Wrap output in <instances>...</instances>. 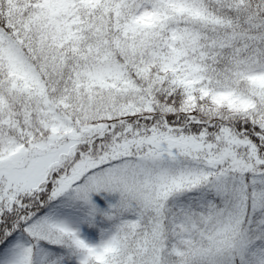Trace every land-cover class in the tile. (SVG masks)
<instances>
[{"label": "clouds", "instance_id": "clouds-1", "mask_svg": "<svg viewBox=\"0 0 264 264\" xmlns=\"http://www.w3.org/2000/svg\"><path fill=\"white\" fill-rule=\"evenodd\" d=\"M173 2L0 3L5 14L12 8H24V14L15 17L16 27L9 28L5 22L0 29V95L23 101L19 114L27 109L35 113L37 123H47V127L40 124L36 128L37 139L53 135L51 127L59 129L55 136L64 149L56 160L61 164L94 171L96 167L143 163L141 157H147L149 145L140 141L152 140L156 136L153 128L166 135L170 111L178 119L182 115L204 125L235 129L249 114L264 110L261 95L248 83V77L264 75V33L259 41L237 39L247 30L239 24L236 0H202L196 5L202 19L175 11ZM239 7L247 11L251 5L239 0ZM228 94L246 99L252 107L245 110L214 102ZM170 97H178L179 104L176 100L167 104ZM65 129L72 132L65 134ZM83 129L90 132L81 135ZM126 143L127 156L121 147ZM116 152L120 155L114 156ZM158 174L154 170L152 179L138 176V198L118 191L119 199L128 200L130 207L116 220L101 217L102 239L119 237L117 255L133 234H147L150 227L154 231L148 234L146 255L154 256L151 245L163 247L166 242L171 264H228L229 257L240 254L241 240L250 246H264V239L257 235L259 222L249 212L245 214L240 200L217 203L206 185L196 192L173 191L165 196L155 185ZM177 200L182 207L173 212Z\"/></svg>", "mask_w": 264, "mask_h": 264}, {"label": "snow or ice", "instance_id": "snow-or-ice-1", "mask_svg": "<svg viewBox=\"0 0 264 264\" xmlns=\"http://www.w3.org/2000/svg\"><path fill=\"white\" fill-rule=\"evenodd\" d=\"M192 7L195 5L188 6ZM187 10L180 8L181 12ZM260 79L264 81V76ZM260 95L264 103V92ZM224 98L216 97L214 102L220 104ZM175 99L170 97L169 102ZM174 119L175 113L170 111L166 135L153 128L156 136L140 141L141 145L145 142L149 145L147 157H141L143 163L85 171L86 166L74 168L56 160L64 149L55 136L57 127H51L53 135L37 139L36 128L40 124L47 127L45 121L37 123L28 111L19 114L11 106L7 110L0 106V264H93L87 255L92 248L119 247L118 235L108 241L101 239L99 244L89 243V237H96L97 232L101 237L104 235L101 217L116 220L130 207L128 200H115L103 193L126 191L130 198H138V176L152 179L154 170L159 172L154 178L155 185L165 196L173 191L196 192L206 185L223 203L238 199L247 214L251 199L253 216L257 209L264 214V110L246 116L239 131L184 117L185 128L178 120L172 123ZM212 129L216 131L209 136ZM71 132L65 129V134ZM89 132L83 129L80 134ZM187 132L191 135H185ZM132 135L135 137V133ZM236 141L244 142L247 163L241 164L237 159L240 151L233 146ZM136 142L134 138L132 144ZM121 147L127 153V143ZM76 156L81 158L80 153ZM57 201L58 208L77 215L80 224L94 230L85 234L80 227L50 216L37 222V212L47 210ZM259 224L257 235L264 239V217ZM18 237H26L27 241L17 243ZM41 240L65 249L66 254L38 255L34 249L40 248ZM241 264H264V246L246 244L241 251Z\"/></svg>", "mask_w": 264, "mask_h": 264}, {"label": "rangeland", "instance_id": "rangeland-1", "mask_svg": "<svg viewBox=\"0 0 264 264\" xmlns=\"http://www.w3.org/2000/svg\"><path fill=\"white\" fill-rule=\"evenodd\" d=\"M201 0H175V2L172 3V8L175 11L181 12L180 8H186L188 9L187 13H190L194 18L202 19V11L199 7L196 5L200 4ZM194 4L195 7L188 8L189 5ZM183 13V12H181ZM242 36L243 33H240ZM253 39V37H252ZM261 76L264 75H256V76H250L248 77V83L250 85V89L255 92L256 95H260L262 92H264V81L260 79ZM225 98L222 99L221 103H228L229 106H239L242 109H247L249 107H252V105L244 98L235 96L234 94H228V95H221ZM177 105L179 104V98L175 97ZM161 103H165V98L163 96L160 97ZM23 101L17 103L13 100H6L3 95H0V106H3L5 110L9 108V106L12 107L13 111H20L23 107ZM167 104H172L169 102V98L166 102ZM25 111V109H24ZM32 115H35V113L29 112ZM184 121V117L182 115L179 116V119L177 118V114H175V119L172 120V123H175L176 121ZM244 121L238 122L235 125L236 131L240 130V127L243 126ZM239 125V127H237ZM214 131V129H212ZM234 148L238 149L240 151V156L237 157L238 160H240L241 164L247 163V157L245 156L243 152L244 148V142L243 141H236L234 143ZM125 155H130V153H125ZM95 166V165H93ZM184 167H188V165H184ZM88 169L86 168L85 171ZM173 171H176L174 168ZM103 195L111 196L113 199L118 200L119 199V193H103ZM215 201L217 203H223L221 199L214 194ZM65 199H68V197H65ZM60 202H54L53 205H51L47 210L45 211H38L37 215L35 217L36 221L39 222L42 218H45L46 216L53 217L58 220H63L69 223L72 227H80L82 232H91L94 229L92 227H89L87 225L80 224L77 215H69L65 210H61L57 207ZM250 210L249 213L254 218L255 222H259V220L264 217V214H262L259 209L256 211V216L254 217L251 211V199L249 200ZM182 207L179 200L173 203L172 205V211L178 212L180 208ZM169 219H174V217L169 216ZM166 222V221H165ZM249 223H252L253 221H248ZM145 224L149 223L148 218L144 221ZM152 225H156L157 221L153 220ZM154 229L150 227L148 229V233L141 232L140 236L137 237L135 234H133L131 242L127 244L125 249L123 250L122 254L117 255V248L112 249L111 246H102L99 250L96 248H92L90 251H88V255L91 257V260L94 262V264H171V259L168 256V253L166 251L167 244L165 242V246L158 247L155 244L151 245L152 251L154 252V256H147L146 250L149 247V241H148V234H152ZM156 236H159V232H155ZM91 241L89 243L99 244L102 237L97 232L96 237H89ZM125 240H128V237L124 238ZM96 240V241H95ZM27 241L26 237H18L17 243L25 242ZM40 248L34 249V251L37 252L39 255L41 252H48V253H56V254H66L65 249H62L58 246L52 245L50 243L45 242L44 240L39 241ZM246 241L241 240L240 241V254L235 255L233 254L232 257H229L228 264H235V260L241 264V251L243 247L246 245ZM143 250V254H142Z\"/></svg>", "mask_w": 264, "mask_h": 264}, {"label": "trees", "instance_id": "trees-1", "mask_svg": "<svg viewBox=\"0 0 264 264\" xmlns=\"http://www.w3.org/2000/svg\"><path fill=\"white\" fill-rule=\"evenodd\" d=\"M202 1V0H201ZM4 0H0V3H3ZM9 4H20L24 5L26 0H7ZM203 2L215 3V0H203ZM247 3L251 5L247 11H244L243 8L239 7V0H236L237 12L239 15V24L243 29H246V32H241L243 35L237 37L238 40L248 43L250 39H255L259 41L260 35L264 33V11H261V7H264V0H247ZM24 14V8H12L6 14L0 11V29L4 27L5 22H7L9 28H14L17 26L15 17L22 16ZM199 19V18H198ZM22 22V20H21ZM237 47H240V44H237ZM21 102V101H20ZM27 111V109H25ZM34 117L35 115H32ZM22 119V118H21ZM180 124H183L184 121H179ZM237 129V128H236ZM238 130V129H237ZM186 200V197L184 198ZM235 264H240L235 260Z\"/></svg>", "mask_w": 264, "mask_h": 264}]
</instances>
